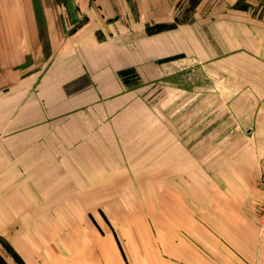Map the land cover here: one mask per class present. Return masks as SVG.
<instances>
[{"label": "rangeland", "instance_id": "obj_1", "mask_svg": "<svg viewBox=\"0 0 264 264\" xmlns=\"http://www.w3.org/2000/svg\"><path fill=\"white\" fill-rule=\"evenodd\" d=\"M47 1L32 0L37 32L21 39V78L0 89V264H65L49 258L86 226L114 240L124 264H179L196 232L218 238L230 259L218 264H264V0ZM115 16L121 46L181 34L188 51L146 61L153 80L116 71L119 89L97 104L82 98L86 83L74 90L83 104L48 100L62 67L76 75L97 64L100 29L114 34ZM116 99L149 113L94 111ZM245 195L255 204H240Z\"/></svg>", "mask_w": 264, "mask_h": 264}, {"label": "crops", "instance_id": "obj_2", "mask_svg": "<svg viewBox=\"0 0 264 264\" xmlns=\"http://www.w3.org/2000/svg\"><path fill=\"white\" fill-rule=\"evenodd\" d=\"M49 1V0H48ZM47 1V2H48ZM201 0L200 2H202ZM232 2L233 0H223V2ZM120 5L123 6L122 1L119 0ZM240 2V0H237ZM50 4V1L48 2ZM225 3V2H224ZM233 3V4H232ZM231 4L234 5L235 2ZM55 4V3H54ZM238 4V3H237ZM225 5V4H224ZM90 6L89 0H87L86 7ZM239 10H245L246 8H238ZM34 10H33V2L32 0H1L0 3V89L2 86L11 85L14 86L18 84L21 77H19V67L22 55V43L21 39L24 38L26 35L28 38L34 39L37 32V27L35 24L34 19ZM125 16V15H124ZM116 17V16H115ZM122 17V12L120 14ZM112 18V17H111ZM118 18V17H116ZM128 16L124 19L127 20ZM115 19V18H114ZM121 18H118L116 22L118 24L115 25L116 31L114 34L110 31L111 26L108 24L102 25L100 30H103L104 33V40L98 44V50L96 49L93 52L95 57H98V62L93 67L90 65L83 64L82 72L76 75L65 74L68 73L71 69L74 68V65H66L61 68L59 73H56L55 77L52 79L54 80V84L56 89L51 90V94L48 100L56 98L58 102L62 103L63 100L65 101L66 107H73L77 103L84 102V98L88 100V104H97L100 102V99H108L112 96V91L116 92L119 89V82L115 77L116 71L127 68V67H134L138 73L143 77V79L148 78L153 80V77L156 76L157 67H153L149 63L146 66L144 63L146 61H151L155 59L157 56L160 59L162 57H167L171 55V53H187V41L185 39L182 40L181 34L179 36L180 39H171L170 36H162L158 39L150 38L145 41L146 45H138L134 41H129L123 46H121L120 42L118 41L119 38L114 37L117 34H121L123 30V26L121 25L122 21ZM107 23V22H106ZM110 31V32H108ZM112 34V35H111ZM193 40V39H192ZM157 41V44H155ZM148 42V43H147ZM182 46L178 48L175 47L176 44L180 43ZM193 42V41H192ZM142 43V42H141ZM140 43V44H141ZM127 52L132 53L135 50L136 53L134 55H125L123 52L124 48ZM142 48V49H140ZM121 49V50H120ZM142 51H140V50ZM174 49V50H173ZM134 52V51H133ZM140 53V54H139ZM115 54L121 55L120 60L115 59ZM149 60H144L146 56ZM154 58V59H152ZM155 59V60H156ZM91 68V69H90ZM91 70V72L87 75V71ZM62 75V76H61ZM61 76V77H60ZM73 76V77H72ZM150 80V81H151ZM87 85L86 91L82 94V98L80 96H76L74 94V90L81 88L83 84ZM99 86L98 90L94 88V86ZM98 93V94H97ZM85 103V104H86ZM136 103V104H135ZM54 105V104H52ZM109 109L104 110L100 108L98 105L94 106V111L97 113H132L131 107H137L142 109V113H149L148 109L137 102L131 100H122L116 99L115 102L112 101L107 105ZM136 108V109H137ZM125 110V111H124ZM93 113H96L94 112ZM92 113V112H90ZM146 115H141L140 117L144 119ZM261 169H257V175H259ZM215 190H212L211 193L214 194ZM219 192V191H218ZM195 196L199 197L200 192L195 191ZM211 194V195H212ZM202 195V193H201ZM213 196V195H212ZM255 196V195H253ZM259 196V195H258ZM236 198V197H235ZM242 201L240 204L254 205L251 202V197L244 196L240 197ZM234 203V201H232ZM210 216L213 219L211 221L214 223L218 219V203L216 201H210ZM249 205V206H251ZM230 219V221H229ZM226 229L227 231L234 230L235 228V214L231 213L230 217H228ZM211 222V223H212ZM212 223V225H213ZM87 227V233H82L81 236H77V238L73 237L70 241L67 242V247L59 248L61 249L58 255L52 254L49 259L52 261H59L60 263L65 264H124V259L119 251L116 242L114 240H108L107 237L103 238L98 231H96L91 226ZM4 228V227H3ZM75 229V228H74ZM73 229V230H74ZM186 236V233H185ZM105 239V240H103ZM94 241H98L99 244V255H92V250L89 248L92 246L91 244ZM192 241V242H191ZM61 243V242H60ZM59 245V244H57ZM189 245V248H188ZM222 245L226 247V251L231 249L232 252L235 250L233 249L232 239L226 238L222 239ZM109 246L112 248L109 249ZM82 247V248H81ZM81 248V249H80ZM58 249V251H59ZM80 251H79V250ZM87 251L85 252V250ZM116 249V250H115ZM219 249V241L218 238H211L210 242H207L203 237H199V234L196 232L194 233V238L188 241V238H183L180 243V252H179V264H202L203 262H211L218 264L219 261L225 262L230 261L228 257L224 259H220L218 253ZM77 250V252H76ZM83 250V251H82ZM205 253H203V252ZM172 260L175 258L172 257ZM26 261V260H25ZM24 264H27L24 262ZM37 264V263H36Z\"/></svg>", "mask_w": 264, "mask_h": 264}, {"label": "built area", "instance_id": "obj_3", "mask_svg": "<svg viewBox=\"0 0 264 264\" xmlns=\"http://www.w3.org/2000/svg\"><path fill=\"white\" fill-rule=\"evenodd\" d=\"M258 215H259L260 226L264 230V204L260 207Z\"/></svg>", "mask_w": 264, "mask_h": 264}, {"label": "trees", "instance_id": "obj_4", "mask_svg": "<svg viewBox=\"0 0 264 264\" xmlns=\"http://www.w3.org/2000/svg\"><path fill=\"white\" fill-rule=\"evenodd\" d=\"M242 8H246V7H242Z\"/></svg>", "mask_w": 264, "mask_h": 264}]
</instances>
